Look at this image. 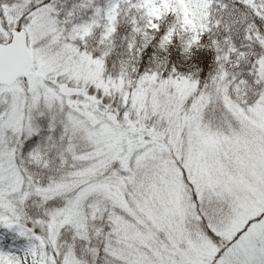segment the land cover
Listing matches in <instances>:
<instances>
[{
  "label": "snow or ice",
  "instance_id": "1",
  "mask_svg": "<svg viewBox=\"0 0 264 264\" xmlns=\"http://www.w3.org/2000/svg\"><path fill=\"white\" fill-rule=\"evenodd\" d=\"M0 264H264V0H0Z\"/></svg>",
  "mask_w": 264,
  "mask_h": 264
}]
</instances>
